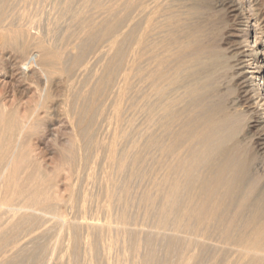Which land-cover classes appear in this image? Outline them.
I'll list each match as a JSON object with an SVG mask.
<instances>
[{
  "label": "bare ground",
  "instance_id": "6f19581e",
  "mask_svg": "<svg viewBox=\"0 0 264 264\" xmlns=\"http://www.w3.org/2000/svg\"><path fill=\"white\" fill-rule=\"evenodd\" d=\"M227 12L240 36L205 47ZM3 62L24 97L0 67V264H264V0H0ZM235 79L251 110L221 106ZM83 179L125 212L88 217Z\"/></svg>",
  "mask_w": 264,
  "mask_h": 264
},
{
  "label": "rangeland",
  "instance_id": "374dc122",
  "mask_svg": "<svg viewBox=\"0 0 264 264\" xmlns=\"http://www.w3.org/2000/svg\"><path fill=\"white\" fill-rule=\"evenodd\" d=\"M50 6H48V7H46V11H50V8H49ZM21 10V9H20ZM236 14L235 13H224V14H222V17H221V19L219 20V22L217 23V25H216V27H214L211 31H210V33H211V36H212V38H211V41H209V42H207V44L206 43H204V45H205V47L206 46H208V45H210L212 48H215L216 50H222V49H225V48H228L235 40H237V37L238 36H240V31L239 30H242L241 28V26H240V24L238 23V21H237V17L235 16ZM0 67H1V70L2 69H5V70H2V74H3V77L5 78V81H6V85L4 84V87H2V88H4V91L5 92H7V94H15V96H16V98L18 99L19 98V100H20V98L22 99V97H24L23 96V94H22V82H21V78H20V76H18L13 70H14V68L12 69V67H10V64L9 63H7V62H3L2 64H0ZM238 79H235V80H233V81H227V82H229V83H227L226 85L229 87L230 86V88H228L226 85H225V87H226V89H225V87H223L221 90L223 91V92H221L222 94H225V95H223L224 96V99L226 100V101H223L225 104H222L221 106L222 107H225V108H227L229 111H231L230 113H232L233 111H234V107H232L231 106V102L230 101H232V100H237V102H238V104L239 105H243L242 106V109H244V111L246 110H251V109H249L250 108V105H251V103L250 102H246V100H245V98L243 97V94L244 93H242V89L244 88V85L242 84V83H239L238 84V82H240V80H238ZM235 81V82H234ZM232 84H231V83ZM234 83V84H233ZM229 84V85H228ZM231 84V85H230ZM237 84V85H236ZM236 85V86H235ZM242 85V86H241ZM58 88V89H57ZM231 88H233V89H231ZM54 89H55V87H54ZM58 91H57V90ZM56 89H55V93H56V91L58 92V93H60L59 92V87H57L56 86ZM245 89V88H244ZM243 89V90H244ZM224 90H225V92H224ZM230 91V92H229ZM233 93H232V92ZM235 91V92H234ZM56 95H57V93H56ZM229 97H230V99H229ZM247 98V97H246ZM248 101V100H247ZM247 105H249V106H247ZM241 107V106H240ZM248 107V108H247ZM216 108H218V106H216ZM237 110H239V112H240V110H241V108H239V109H237ZM258 114V113H257ZM257 114L256 115H252V118L254 119V120H256L257 119ZM235 116V115H234ZM55 117V118H54ZM54 117H52V116H50V117H45V118H43V121H42V124H41V127H40V129H39V141H41V143H40V148L41 149H43L42 151L45 153V155H46V158H47V156H48V158H50V155H51V158L54 156L55 157V155L57 154V152H56V150H57V147L55 146V144L57 145L58 144V142L59 141H63V139L65 140V138H67V137H69L70 136V134H71V132H70V127L68 126V123H67V121L65 120V121H63L64 120V117H62V118H59L57 115L55 116L54 115ZM262 117V116H261ZM261 117L259 116V118H260V121H262L263 119H261ZM57 118V119H56ZM55 119V120H54ZM61 119V120H60ZM66 123V124H65ZM263 124H264V120H263V122H262ZM253 124H255V126H256V122L255 123H253ZM252 124V125H253ZM59 125V127H57ZM260 126H262V124L260 125ZM63 128V129H62ZM67 129H68V131H67ZM263 129H264V127H263ZM57 130H59V131H57ZM65 131V132H64ZM63 132V133H62ZM68 132H70V133H68ZM252 134H255V130L254 131H252L251 132ZM64 135V136H61V135ZM69 135V136H68ZM59 136H61V137H59ZM67 136V137H66ZM44 137V138H43ZM55 137H56V140H55ZM63 137H65V138H63ZM43 138V139H42ZM62 139V140H61ZM55 141V142H54ZM44 143V144H43ZM45 148H44V147ZM58 146V145H57ZM47 149V150H46ZM49 149V150H48ZM46 151V152H45ZM53 154V155H52ZM53 157V158H54ZM61 175H58V177L55 179V180H57L56 182H57V186H58V188H59V190H60V193H64V190H63V188L65 187V185H64V183H63V180H61V178L63 177V175L61 176V178H59ZM60 179V180H59ZM63 179V178H62ZM85 179H83V183L84 184H87L86 186L84 185H82L84 188L86 187L87 188V186H89L88 185V182L87 181H85ZM59 182H62V183H59ZM59 183V184H58ZM90 184H91V182H89ZM96 184L98 185L99 184V181H97L96 182ZM133 184H136V185H134L133 187L135 188H133L134 190L133 191H131L132 192V194L134 195V198H132L133 197V195H132V197H130L131 199H134V200H137V196H138V198H139V196H140V194H141V192L140 191H142L141 190V186H140V191L138 190L139 189V187H136L137 186V183H133ZM97 185H95L94 183L93 184H91L90 186H89V193L93 196V198H92V205H93V209H92V211L95 213V215L96 216H94V214L91 212H89L90 213V215L89 214H87V216L88 217H99L101 220H110V221H112L113 219H116V216H117V218H119V215H116V212L115 211H117V212H119L120 210V207H119V204L117 203H114V202H112V204H110V205H115L114 206V209H113V207L112 206H110L109 207V209H108V207H106L107 208V210L106 209H104V211H103V213L101 214V213H99L98 211H97V208H96V206H98V207H100L101 205H103V204H101V201L104 199L103 197L101 198V195H100V193H98V191H96L97 189H96V187H97ZM60 186V187H59ZM96 186V187H95ZM139 186V185H138ZM92 187V188H91ZM91 188V189H90ZM94 188H95V190H94ZM132 190V189H131ZM137 192H136V191ZM63 191V192H62ZM93 191H96V195H94L95 194V192L93 193ZM133 192H135L136 193V195L133 193ZM65 194V193H64ZM89 194V195H90ZM97 198H96V197ZM100 198H99V197ZM131 196V195H130ZM94 198H96L97 199V201H98V198H99V203L98 202H94ZM102 199V200H101ZM130 199V200H131ZM81 200V199H80ZM80 200H79V202H80ZM106 200H103L102 202L103 203H105L106 204V202H105ZM137 201H139V200H137ZM136 201V202H137ZM136 202H132V203H129V207H128V209L130 208V204L134 207H131V211L130 210H128V209H126V211L128 212V217H129V219H131L132 221H134V224H135V226H136V223L138 222V224H137V227H138V225L140 226V227H148V226H150L151 224H150V222H148L147 221V219H145V208H143V210H144V214H141V213H143V211H140V210H142L141 208H142V204H140L139 202V204H133V203H136ZM95 203H96V205H95ZM99 204H101V205H99ZM108 204V203H107ZM91 205V206H92ZM135 205V206H134ZM140 205V206H139ZM108 206V205H107ZM141 207V208H137V207ZM116 207H119V208H117V210H116ZM144 207V206H143ZM96 208V209H95ZM105 208V207H104ZM136 208V210H134ZM110 209H111V211L113 212V216H111V214H110ZM138 209V210H137ZM122 210H124L123 209V207H121V211L119 212V213H123V212H125V211H122ZM134 210V211H133ZM96 211V212H95ZM107 211H108V213H107ZM133 211V212H132ZM138 211H139V213H140V215L139 216H137L139 213H138ZM100 212H102V211H100ZM132 212V213H131ZM114 213H115V215H114ZM121 213V214H122ZM130 213H131V215H132V217H131V215H130ZM133 213H134V215H135V213H137L135 216L133 215ZM98 214V215H97ZM99 214H101L100 216H99ZM107 216H106V215ZM118 214V213H117ZM102 215H104V217L105 218H103L102 219ZM110 215V216H109ZM136 217L135 219L136 220H134V217ZM142 216H144L143 218H142ZM139 217L141 218V220H138L139 219ZM147 218V217H146ZM143 220H146V221H143ZM131 221V222H132ZM136 221V222H135ZM140 221V222H139ZM141 221H143V222H141ZM150 221H152V218H150ZM112 222H114V220L112 221ZM145 222H146V224H145ZM141 223V224H140ZM145 224V225H143V224ZM148 223V224H147ZM132 224H133V222H132ZM143 225V226H142ZM150 228V227H149ZM122 246V245H121ZM114 255V254H113ZM116 253H115V256H114V258H116ZM113 257V256H112ZM131 259H129V261H130ZM127 260H124V263L123 264H130L132 261H130V262H126Z\"/></svg>",
  "mask_w": 264,
  "mask_h": 264
}]
</instances>
